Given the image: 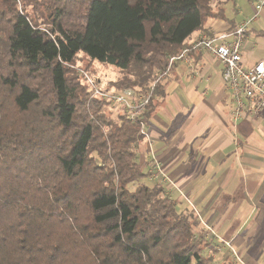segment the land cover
Returning a JSON list of instances; mask_svg holds the SVG:
<instances>
[{"label":"trees","instance_id":"trees-1","mask_svg":"<svg viewBox=\"0 0 264 264\" xmlns=\"http://www.w3.org/2000/svg\"><path fill=\"white\" fill-rule=\"evenodd\" d=\"M236 1L0 0V264H215L194 208L161 181L129 188L149 176L141 125L112 117L75 64L84 53L126 72L106 87L89 72L104 90L145 92Z\"/></svg>","mask_w":264,"mask_h":264},{"label":"crops","instance_id":"crops-1","mask_svg":"<svg viewBox=\"0 0 264 264\" xmlns=\"http://www.w3.org/2000/svg\"><path fill=\"white\" fill-rule=\"evenodd\" d=\"M255 3L237 0L236 13L233 8L228 13L233 23L210 20L207 26L212 35L232 33L242 20L255 14ZM258 31H264V8L250 26L242 48L247 66L264 60V35ZM203 35L207 34L194 32L191 43ZM222 69L212 53L194 49L176 62L163 81L165 94L156 97L150 108L147 136L140 148L145 160L149 161L150 154L161 165L163 173H158L150 160V169L156 171L152 179L168 180L167 192L195 206L204 225L232 238L235 221L231 212L242 210V202L250 210L264 213V124L231 119V96Z\"/></svg>","mask_w":264,"mask_h":264},{"label":"built area","instance_id":"built-area-1","mask_svg":"<svg viewBox=\"0 0 264 264\" xmlns=\"http://www.w3.org/2000/svg\"><path fill=\"white\" fill-rule=\"evenodd\" d=\"M263 8L264 0H258L255 14L242 20L232 33L203 35L193 40L190 45L191 49L212 53L223 65L222 80L230 92V117L234 122L260 120L264 124V60H258L253 65L247 66L243 63L242 56L247 30ZM230 36L234 37L232 40H227ZM189 51L190 48L185 47L178 54L171 56L168 67L158 75L145 92L133 88L122 91L104 90L87 70L79 68L78 72L91 86L93 96L109 100L122 108L129 118L140 123L142 134L147 136L145 112L155 95L156 83L170 73L176 62L186 59ZM152 158L151 168L154 167L158 173H163L158 160L154 156ZM156 171L153 172V169L149 171L154 178Z\"/></svg>","mask_w":264,"mask_h":264},{"label":"rangeland","instance_id":"rangeland-1","mask_svg":"<svg viewBox=\"0 0 264 264\" xmlns=\"http://www.w3.org/2000/svg\"><path fill=\"white\" fill-rule=\"evenodd\" d=\"M231 12L232 4L229 3L228 13ZM235 15L236 14L233 16ZM76 61L75 67L77 69L80 68L86 70L85 66L88 63H91L88 72H91L95 78L99 79V84H101L102 87L110 86L111 83L123 78L126 74V72L117 67L111 66L110 64H104L99 61H91V59L84 53H79ZM159 74H157L154 80L158 78ZM119 108L120 107L111 104L107 107V111L112 117L117 118L118 114L120 113ZM146 120L147 118L145 117V121ZM143 141L144 140L140 141L137 147L138 162L140 161V157L142 161L139 163L143 168L146 169L144 170L145 172L148 170L149 176H145L135 180V182H131L129 184V188L131 190L136 189V187L139 185L153 186L156 183V180L152 179L154 178L152 177V173L149 172L150 167L152 166V164L150 166V160L153 161L152 156L149 154V161L145 160L144 156H142L145 155V151L140 148V143ZM166 181L168 180H161V182L167 188ZM242 198L243 197H239L238 200ZM224 205L226 206L227 204L224 203ZM241 205L242 210L239 212H231L233 220L235 221L230 230V237L232 238H227L229 233L225 234L227 236L226 237L225 235L218 234L216 228L213 226L209 227L204 225L203 222L200 221L196 212L195 223L198 225L197 230L201 232L198 235L204 234L206 236V242H210V245H208L209 247H207L205 253L212 255L214 258L213 262L215 264H264V213L259 212V210L256 212L250 210L247 203L245 204L242 202ZM177 206L180 210L185 208H195V206H191L186 199H182L181 201L179 200ZM212 247L213 249H211Z\"/></svg>","mask_w":264,"mask_h":264}]
</instances>
